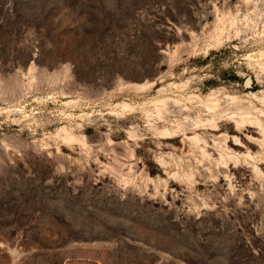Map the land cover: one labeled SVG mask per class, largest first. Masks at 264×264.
I'll return each instance as SVG.
<instances>
[{"label":"rangeland","instance_id":"obj_1","mask_svg":"<svg viewBox=\"0 0 264 264\" xmlns=\"http://www.w3.org/2000/svg\"><path fill=\"white\" fill-rule=\"evenodd\" d=\"M263 51L264 0H0V264H264V139L227 120Z\"/></svg>","mask_w":264,"mask_h":264},{"label":"bare ground","instance_id":"obj_2","mask_svg":"<svg viewBox=\"0 0 264 264\" xmlns=\"http://www.w3.org/2000/svg\"><path fill=\"white\" fill-rule=\"evenodd\" d=\"M260 56L264 57V51L260 53ZM197 102L200 107L204 108V110L210 114H215L220 109V101L215 92L204 96L202 99L200 98ZM258 104L264 105V99L258 101ZM186 110L187 109H184L183 111ZM227 120H230L231 123L234 124V128L237 131L243 129L244 127H253V129L257 130L258 135L264 139V114L261 111L249 107L246 110H242L239 113L231 115L227 118ZM238 144L240 146L242 145L241 142H236L235 140L233 145L239 146ZM250 144L260 147L262 146V142L256 140H251Z\"/></svg>","mask_w":264,"mask_h":264}]
</instances>
